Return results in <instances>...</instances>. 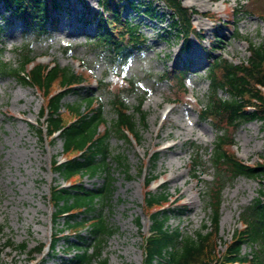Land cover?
Listing matches in <instances>:
<instances>
[{
    "label": "rangeland",
    "instance_id": "1",
    "mask_svg": "<svg viewBox=\"0 0 264 264\" xmlns=\"http://www.w3.org/2000/svg\"><path fill=\"white\" fill-rule=\"evenodd\" d=\"M152 1L159 13L152 19L137 15L133 6L126 9L124 16H130L141 25L147 41L142 47L140 45V48L132 50L129 61L123 65L110 64L102 48H92L91 41L98 31V17L102 14L99 0H71L60 13L57 27L46 33L25 31L17 21L2 38L0 53L12 65L17 63V48L26 45L31 48L32 56L38 57L36 62H56L75 69H79L80 62L85 65L88 71L85 74L90 80L85 83V88L93 89L104 102L109 119L114 117L109 101L111 94L107 89H101L102 80L110 86L111 91H117L119 85L134 81L137 92L132 95L124 93L130 106H136L144 96L143 107L148 116L146 126L141 128V141L129 144L116 136L110 140L113 151L125 153L131 166V177H127L115 165L111 169L115 188L104 211L118 231L110 237L104 250L110 264L145 262L142 235L149 232L151 222L148 214L152 212L146 206L150 188L145 184L152 175L159 178L153 181L151 189L154 192L167 190L175 203L173 208L176 207L177 211L169 221L172 227H179L184 235H194L203 224L210 223L208 193L217 171L209 153L216 146L217 132L201 116V106L207 104L212 92L207 76L214 65L210 57H225L235 63L245 61L249 56L248 41L258 43L264 37V0H182L184 5L198 11V14H194V24L204 35L201 44L191 35V48L182 53L184 37L179 36L173 28V20L164 4L159 0ZM4 8L0 0L1 21L4 17L9 18ZM206 14H216V21L208 19ZM216 31L222 35L221 43H218V50L211 54L209 42L216 37ZM188 56L197 57L201 65L189 64L190 71L185 80L186 96L182 98L181 94L178 95L184 101L176 102L174 89L163 78V73L174 69L178 60L188 63ZM57 87L55 85V89ZM85 91L88 90L81 89V92ZM220 95L224 98L229 96L223 91H220ZM77 99L76 95L70 93L64 97L63 103H72ZM43 104V97L35 88L21 85L12 77L0 76V264H35L36 261L30 260L35 248L41 243L50 244L53 230L55 232L61 228L65 221V217L59 216L53 225L55 207L49 202L51 187L65 184L64 177L52 167L53 159L66 158L62 155L63 138L58 135L51 141L50 137H41L31 127L32 123H36ZM169 108L173 109L171 120L157 137V130L167 120L164 119V110ZM69 116L65 117L66 121L71 119ZM180 126L186 130H180ZM169 132L170 137H165ZM232 136L235 141L232 152L251 164L264 161V137L260 122L243 125L232 131ZM172 142H177L173 151H161ZM199 149L203 158H198L196 154ZM156 150L159 154L157 161H154L151 155ZM74 154L66 155L70 158ZM195 162L200 164L197 166ZM141 167L144 168L143 175L138 173ZM180 173L183 176L176 178V184L170 180ZM104 177V173H99L95 177H84L81 182L91 187L92 184H101ZM77 179L72 180L76 182ZM263 188L264 182L245 176L227 185L220 231L223 242L230 241L234 229L242 227L241 213ZM180 209L184 210L181 216L178 214ZM138 216L142 228L136 222ZM9 241L12 244L9 245ZM62 242L49 257V264H60L64 255ZM223 242L217 241L218 257L225 251ZM22 243L27 244L25 250L20 249ZM258 247L259 244L253 245V248ZM245 251L252 253V248L248 245Z\"/></svg>",
    "mask_w": 264,
    "mask_h": 264
},
{
    "label": "trees",
    "instance_id": "2",
    "mask_svg": "<svg viewBox=\"0 0 264 264\" xmlns=\"http://www.w3.org/2000/svg\"><path fill=\"white\" fill-rule=\"evenodd\" d=\"M9 13V20L0 22V39L6 27L12 21H20L23 27L37 32H46L57 23V14L64 10L69 0H2ZM103 14L99 18L100 30L94 43L102 47L114 60L123 55L127 45L125 40L135 39L139 27L130 20H123V0H99ZM173 10V20L180 33L188 38L192 31V14L180 0H165ZM137 9V8H136ZM219 41L218 39H216ZM211 43L216 48V42ZM30 48H24L18 54V66L5 62L0 55V75L12 76L19 83L33 86L42 91L46 106L42 110L47 118L42 128H37L41 135L59 132L63 138L64 154L79 153L80 156L67 158L61 164L54 159L53 168L64 179L72 180L78 176H94L98 172L108 173L106 183L101 186L87 188L82 184L72 183L70 187L53 186L51 202L55 207L54 221L68 214L63 226L53 235L52 252L54 253L61 238H66L64 250H77L73 257L63 260L61 264H110L104 256L108 239L118 228L114 227L106 214L104 207L111 201L114 193V177L111 175L110 136L116 131L123 138L127 137L125 130L139 135V119H146L141 109L137 107L138 115L127 113L128 107L121 96L116 97L118 120L110 126L103 105L89 91L80 92V85L85 81V74L75 72L71 67L60 65L48 68L36 64L28 69L27 65L33 58ZM181 69V67H180ZM214 97L203 110L204 119L210 120L218 131L227 127L237 128L243 123L257 120L263 123L264 131V40L260 44L250 42V55L246 62L234 64L226 58L216 60L211 72ZM183 85V79L180 81ZM57 85L59 91L55 89ZM79 86L78 88H76ZM229 92L231 99L217 95L219 89ZM70 92L78 95L79 100L65 104L63 99ZM71 117L66 121L65 117ZM139 118V119H138ZM138 119V120H137ZM36 127V126H35ZM34 127V128H35ZM102 127L103 130H102ZM225 133V132H224ZM141 137V136H140ZM228 135L219 136L216 151L213 153V163L218 172L209 197L210 213L208 221L194 235H184L179 227L169 223L171 216L176 214V208L165 209L170 203L167 190L149 191L146 196L148 208L159 206V210L151 214L152 227L149 236L144 238L145 264H264V188L260 195L241 213L242 227L236 228L230 241H222L220 236L222 204L224 189L229 180L241 175L254 177L264 182V163L249 165L228 151ZM157 161V156L154 157ZM117 167L131 177L130 164L127 156L122 153L115 155ZM141 173V170H140ZM147 179V186L155 179ZM162 207V209H160ZM183 210H179L181 216ZM140 224V218L137 219ZM86 229L87 233L83 234ZM74 235V239L64 235L65 231ZM217 241L223 242L225 251L217 256ZM8 244H12L11 241ZM259 244V249L253 245ZM252 247V254L244 248ZM44 245L40 244L33 251L30 260L35 264H49V259L37 257ZM27 248L26 243L20 245L21 250ZM0 247V253H1ZM251 254V255H250Z\"/></svg>",
    "mask_w": 264,
    "mask_h": 264
},
{
    "label": "bare ground",
    "instance_id": "3",
    "mask_svg": "<svg viewBox=\"0 0 264 264\" xmlns=\"http://www.w3.org/2000/svg\"><path fill=\"white\" fill-rule=\"evenodd\" d=\"M226 1V0H225ZM225 1H222V3H225ZM218 9V5L216 6V10ZM223 43H224V41H223ZM187 62L189 63V64H194V65H196L197 67H200V65H201V63L198 61V59H197V57H194V56H188V60H187ZM171 113H172V111H171ZM170 120H171V118L169 119V122H170ZM251 127V126H250ZM163 128V125L157 130V134H156V136L157 137H160V131H161V129ZM179 129L180 130H183V131H185L186 130V128L185 127H183V126H180L179 127ZM170 132L169 133H167L166 135H165V137H170ZM157 142V141H156ZM176 145H177V142L175 143H171L170 145H168V146H166L164 149H163V151H167V150H171V151H173L174 149H175V147H176ZM183 176V174H178V176H172L171 178H170V180L172 181V182H174L175 184H176V182H177V180H176V178L177 177H182ZM195 184H193V185H191V186H194ZM194 203V202H193Z\"/></svg>",
    "mask_w": 264,
    "mask_h": 264
}]
</instances>
